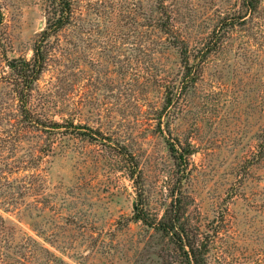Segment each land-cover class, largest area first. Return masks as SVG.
Listing matches in <instances>:
<instances>
[{
	"label": "rangeland",
	"instance_id": "1",
	"mask_svg": "<svg viewBox=\"0 0 264 264\" xmlns=\"http://www.w3.org/2000/svg\"><path fill=\"white\" fill-rule=\"evenodd\" d=\"M68 2L21 94L52 6L0 0V264H187L176 200L204 264H264V0Z\"/></svg>",
	"mask_w": 264,
	"mask_h": 264
},
{
	"label": "trees",
	"instance_id": "2",
	"mask_svg": "<svg viewBox=\"0 0 264 264\" xmlns=\"http://www.w3.org/2000/svg\"><path fill=\"white\" fill-rule=\"evenodd\" d=\"M49 2L52 6V10L48 14L46 18V25L41 31L40 37L32 49V58L29 60L23 58L11 59L7 64L14 76L12 79V84L17 89L22 90L21 94L24 91L26 92L32 90V84L39 78V75L45 66L47 40L67 23L69 12L68 0H49ZM256 2L257 0H242L243 5L247 9H254ZM165 23L168 24L169 21H163V24L161 25L163 30L165 32L170 31V28L166 27ZM179 54L181 56V60L186 61V49H181ZM185 68L186 72L184 73V78L190 75L188 65L185 66ZM19 100L21 105L24 106V97L20 96ZM169 104L170 99H167L164 109ZM55 125L54 127L57 128L58 126ZM169 147L174 160L179 164L184 163L186 151L182 150L178 153L172 143H170ZM179 205L180 204L178 200L171 202L169 210L165 212L161 220L156 223V228H154L160 231L162 234L171 237L173 240H176V243L183 252L187 264H204L202 253H200L201 247H197L194 240L188 237L185 227L180 221ZM134 220L142 221L145 225L150 227L153 225L147 222L140 208L135 210ZM186 248L188 250H186Z\"/></svg>",
	"mask_w": 264,
	"mask_h": 264
}]
</instances>
